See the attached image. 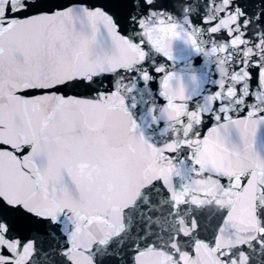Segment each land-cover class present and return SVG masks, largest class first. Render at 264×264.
I'll use <instances>...</instances> for the list:
<instances>
[{
	"label": "snow or ice",
	"instance_id": "1",
	"mask_svg": "<svg viewBox=\"0 0 264 264\" xmlns=\"http://www.w3.org/2000/svg\"><path fill=\"white\" fill-rule=\"evenodd\" d=\"M0 264H264V0H0Z\"/></svg>",
	"mask_w": 264,
	"mask_h": 264
}]
</instances>
